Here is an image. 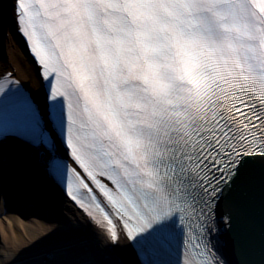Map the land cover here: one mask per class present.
Masks as SVG:
<instances>
[{
	"label": "snow or ice",
	"instance_id": "1",
	"mask_svg": "<svg viewBox=\"0 0 264 264\" xmlns=\"http://www.w3.org/2000/svg\"><path fill=\"white\" fill-rule=\"evenodd\" d=\"M16 9L47 105L0 83V196L4 143L15 139L45 150V173L102 228L106 247L122 234L135 264H228L217 238L219 222L231 229V195L255 175L264 198V0H18ZM241 264H264V252Z\"/></svg>",
	"mask_w": 264,
	"mask_h": 264
},
{
	"label": "bare ground",
	"instance_id": "2",
	"mask_svg": "<svg viewBox=\"0 0 264 264\" xmlns=\"http://www.w3.org/2000/svg\"><path fill=\"white\" fill-rule=\"evenodd\" d=\"M15 2L16 0H0V39L2 40H0V48L3 42L8 54H5L8 57L6 61L0 60V76L10 73V77L20 80L41 110L45 112L46 93L41 86L40 69L18 30ZM25 148L26 146H23V149ZM23 149L19 151L17 159L13 150L5 145L3 147V195H8V192L4 191L7 185L19 182V188L16 190L20 188H32V190L28 192V202L14 203L36 206L41 211L37 215L26 213V218L13 216L9 219L0 216V240L5 244V247L0 250V264H66L68 261H84L91 264H113V262L135 264V256L130 248L125 247L127 240L122 234L116 247H106L109 241L102 228L57 189L47 174L37 167L36 162L32 161ZM57 153L64 154L59 144ZM21 162H26V165ZM22 166H27L36 172L41 191L43 190L45 195L49 194L51 197L48 201L33 185L21 179L23 175L19 172ZM3 195L0 196V213H4L6 208ZM52 204L59 218L55 223L46 225L38 215L52 207ZM24 220L33 221L40 229L34 231L35 225ZM59 223L62 224L59 225ZM16 225L23 229L32 227L30 234L26 236H31V243L15 245L10 230L12 231ZM232 225L230 230H224L225 236L229 237L233 232ZM35 232L37 233L34 234ZM227 237L226 239H229ZM48 252L52 254L51 259H45V254Z\"/></svg>",
	"mask_w": 264,
	"mask_h": 264
},
{
	"label": "water",
	"instance_id": "3",
	"mask_svg": "<svg viewBox=\"0 0 264 264\" xmlns=\"http://www.w3.org/2000/svg\"><path fill=\"white\" fill-rule=\"evenodd\" d=\"M37 152L43 151L38 149ZM40 163L44 168L42 160ZM227 210L234 230L229 237L223 235L225 257L232 264L259 262L264 252V198L257 176L245 179L242 188L233 192ZM237 247L239 254L235 251Z\"/></svg>",
	"mask_w": 264,
	"mask_h": 264
},
{
	"label": "rangeland",
	"instance_id": "4",
	"mask_svg": "<svg viewBox=\"0 0 264 264\" xmlns=\"http://www.w3.org/2000/svg\"><path fill=\"white\" fill-rule=\"evenodd\" d=\"M3 48L5 51L4 50L0 51V60L6 61L8 59V57L5 55V54H7V50H6L5 46ZM17 215H18V213H16V211L12 212L9 210H5L4 213H0V216H5L6 218H9V219H11L13 216L18 217ZM21 217H25V216H21ZM58 218H59L58 214H55V209L50 208L49 211L43 216V219L41 221H43L44 224L49 225L51 223H55ZM24 221L28 222L32 225L34 224L35 225V226H33L34 231L40 229L39 226H37V224H35L33 221H29V220H24ZM62 223H63V221H62ZM62 223H59V225ZM30 229H32V227H27V229H23L22 227L16 225L13 227L12 231L10 230V232H11L10 234L12 235V240L15 242V245L23 244V243H26V244L31 243V236L26 237L30 234ZM36 233L37 232H35L34 234H36ZM2 246L4 247V244L0 243V250L3 248Z\"/></svg>",
	"mask_w": 264,
	"mask_h": 264
}]
</instances>
